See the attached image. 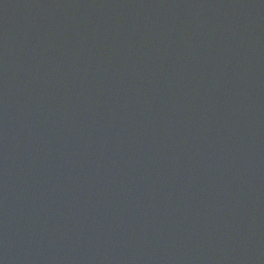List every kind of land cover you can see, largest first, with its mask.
Wrapping results in <instances>:
<instances>
[{"label": "water", "instance_id": "1", "mask_svg": "<svg viewBox=\"0 0 264 264\" xmlns=\"http://www.w3.org/2000/svg\"><path fill=\"white\" fill-rule=\"evenodd\" d=\"M0 264H264V0H0Z\"/></svg>", "mask_w": 264, "mask_h": 264}]
</instances>
